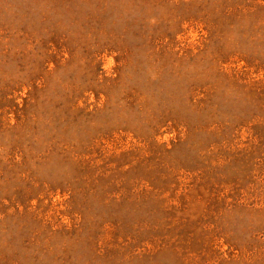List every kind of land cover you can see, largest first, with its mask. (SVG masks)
<instances>
[{"label":"rangeland","instance_id":"obj_1","mask_svg":"<svg viewBox=\"0 0 264 264\" xmlns=\"http://www.w3.org/2000/svg\"><path fill=\"white\" fill-rule=\"evenodd\" d=\"M0 264H264V0H0Z\"/></svg>","mask_w":264,"mask_h":264}]
</instances>
